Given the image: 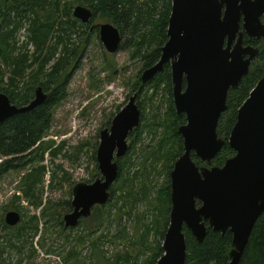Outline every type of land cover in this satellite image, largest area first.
I'll return each mask as SVG.
<instances>
[{
	"label": "water",
	"instance_id": "water-1",
	"mask_svg": "<svg viewBox=\"0 0 264 264\" xmlns=\"http://www.w3.org/2000/svg\"><path fill=\"white\" fill-rule=\"evenodd\" d=\"M72 16L83 25L93 19L91 9L76 6ZM264 0H172L167 41L159 61L142 72V85L152 81L170 65L173 104L186 123L179 126L183 154L170 173L169 225L163 238V256L156 264H185V227L198 243L207 226L222 236L232 234L229 264H239L257 220L264 215V78L237 111L228 145L234 156L222 167H198L192 160L210 165L225 146L217 136L227 96L248 75L259 49L243 46V38L264 41ZM98 39L105 51H119L122 37L111 24L99 26ZM226 41V48H223ZM185 82V89L183 85ZM137 95L100 133L96 161L100 178L79 183L72 190L71 211L63 217L65 229H74L91 216L95 207L106 205L111 186L119 174L117 159L128 151L127 137L140 123ZM46 100L42 87L34 99L18 108L0 93V123L31 112ZM21 216L7 212L4 223L18 226ZM207 224V226H206Z\"/></svg>",
	"mask_w": 264,
	"mask_h": 264
},
{
	"label": "trees",
	"instance_id": "trees-1",
	"mask_svg": "<svg viewBox=\"0 0 264 264\" xmlns=\"http://www.w3.org/2000/svg\"><path fill=\"white\" fill-rule=\"evenodd\" d=\"M76 2L91 9L93 19L97 18L111 23L120 31L122 37L125 29L132 31V35H134L132 58H140L143 64L142 71L151 68L160 59L161 48L167 41L166 33L172 0H148L151 6L149 5L150 8L147 9V13L145 12V18L141 16L143 11L141 10L142 7L137 5L138 0H0V93L7 95L10 102L18 108L27 106L34 99V92L37 87H42L47 94L45 102L31 112L18 114L0 124V158H2L0 179L8 172L25 170L38 161L41 164L46 153L53 155L55 153L53 143L44 142L43 139L50 131L54 110L65 98V85L69 73L66 68L76 64L80 52L88 45V40L93 35L97 36L98 33V28H93L91 31L89 25H83L73 18L72 11ZM26 24H28L26 29L28 32L27 40L34 47L31 56L25 52L15 54V36ZM143 25H149L150 29L144 31ZM10 28L11 30H9ZM82 36L83 39L81 40ZM73 37H79L80 41L73 40ZM156 40L158 42L154 48L151 46L148 51L143 50L147 41V45L150 46ZM251 42L247 41L246 44L249 45ZM254 43L256 44V42ZM59 47H62L61 57L48 69V73L44 74L48 63L52 60L49 58L55 55ZM258 47L259 54L251 64L248 75L242 79L236 89L230 90L227 96V110L222 115L217 129L218 138L225 141L226 144L210 165L202 163L192 155V160L198 167H222L228 159L234 156V151L228 145V138L236 122L237 111L256 84L264 78V46L259 44ZM124 48L121 45L119 50L123 51ZM42 55L43 57L47 56L44 62L32 63L33 61H30L33 58L38 60ZM70 58L73 59V63H69L67 66L66 62ZM107 69L110 72L115 70L111 63L107 65ZM133 85L132 92L137 95V99L143 90L151 89L152 94L149 98L151 101L162 86L167 87V93L171 95L170 66L165 65L163 72L145 85L141 84L140 75H137V80ZM138 106L140 107L139 103ZM167 116L168 120H164L160 124L162 133L167 137L164 135V138L160 137V139H166V142L171 140L173 143L165 146L166 142H164L159 148L165 146L164 150L171 158L172 163L183 153V140L178 134L177 128L186 120L183 115L175 114L172 101H170ZM110 124L109 121L107 127ZM62 148L63 144L58 146L57 150ZM145 161L146 156L139 163V166L142 167ZM133 165V162H128L124 170L127 174L122 175L120 171L123 169V165L121 162L118 163L120 179L110 191L111 198L115 194L118 195L121 190H125L123 197H127L126 202L135 201L137 204L142 202L141 196L146 198L145 186L135 191V182L137 180L142 181L143 172H136L130 176L129 167ZM170 167L167 168L166 184L158 192L157 201L159 203L155 202L156 207L152 206L151 212L152 216L154 212H157V218H153L155 222L159 221L160 224L155 223V227L154 224L152 226L155 233L160 232L161 241L169 225L168 215L171 209L169 170L173 167ZM45 173L46 167L38 165L37 168H33L24 176L20 185L24 199L36 209L41 206V201L36 194L43 189ZM124 176L127 177L124 178ZM144 201L153 205L149 199ZM126 202L123 203L124 206L122 204V207L118 209L119 212L125 208ZM66 205L70 207L69 202ZM100 208L95 207L92 210L95 228L110 223V219H106L104 210ZM130 209L132 210V206ZM39 222L40 220L35 216L27 218L22 213L21 222L18 226L10 228L5 224L2 225L0 264H38L35 262L37 249L34 248L32 242L38 236ZM54 225L59 228L61 226L59 220H54ZM150 228L151 225L144 227L141 238L138 239L140 245L136 255L131 256L128 253L120 255L115 258L114 264H156L163 256V249L159 243L152 247L148 246ZM57 234L61 236L65 233L64 230H61ZM183 234L186 243L185 264H229V252L232 250V234L229 231L222 236L207 226L206 238L202 243H198L185 227ZM70 235V233L64 235L66 242L73 241L74 244L80 246L85 243V240L91 239L92 234L87 233L82 237L76 236L75 238ZM39 245L44 248V245ZM92 247L94 255L97 249L96 243ZM48 251L47 255L60 256L59 253H52L49 249ZM77 256H79L77 249L73 247L66 254V261ZM239 264H264V215L255 223Z\"/></svg>",
	"mask_w": 264,
	"mask_h": 264
},
{
	"label": "rangeland",
	"instance_id": "rangeland-1",
	"mask_svg": "<svg viewBox=\"0 0 264 264\" xmlns=\"http://www.w3.org/2000/svg\"><path fill=\"white\" fill-rule=\"evenodd\" d=\"M137 5L142 7L141 16L145 18V12L147 13V9L151 6L148 0H138ZM76 6H83V4L76 2L73 7ZM92 20L89 25L91 31L93 28L99 29L100 25L109 23L97 18ZM145 26L143 25L144 31L150 29L149 25ZM27 27L28 24L19 30L15 36V54L17 55L25 52L31 56L34 52V47L27 40ZM73 40L80 41L79 37H73ZM148 41L144 44L146 46L143 48L144 51H148L151 46L154 48L158 42L156 40L148 46ZM133 43L132 31L125 29L121 43L125 47L124 50H119L111 55L105 51L100 43L98 34L97 36L93 35L88 40L85 49L80 52L76 64L68 66L69 63H73L72 58L66 62L68 66L66 69L69 73L65 85V98L54 110L50 131L43 139L44 142L53 143L54 155L46 153L41 164L38 161L25 170L8 172L0 179V235L3 232L2 225L5 224L4 217L7 212L13 211L20 216L23 213L27 218L33 216L38 218L40 220L38 236L32 242L34 248L37 249L35 262L38 264H114L115 258L120 255L125 253L131 256L136 255L140 245L138 239L141 238L144 227L148 225H151L148 246L152 247L158 243L162 246L163 244V240H160V232L155 233L152 226L154 224L155 227V223L160 224L159 221H154V218H157V212H154L153 216L151 212L152 206L156 207L155 202L159 203L157 201L158 192L166 184L167 168L173 167L179 159L171 163V158L164 148L166 145L172 144L173 141L168 140L166 142V139H160V137L164 138L165 135L162 133L160 124L164 120H168L170 101L173 102L172 83L171 95L167 93V87L163 86L151 101L149 100L152 94L151 89H145L139 94L136 100L137 106L138 103L140 105L138 109L141 112L139 126L127 137L128 151L125 156L116 160L117 163L121 162L123 165V169L120 171L122 175L127 174L124 170L130 161L134 164L129 167L130 176L136 172H143L142 181L137 180L135 182V191L145 186L146 198L141 196L142 202L137 204L135 201L126 202L127 197H123L125 190H121L118 195L115 194L113 198H110L103 208H100L104 210L106 219H110L109 224L95 228L94 213H92L88 219H83V222L81 221L74 229L65 230L63 226V217L71 211L73 188L79 183L91 184L100 178L96 161L100 133L110 128V126L107 127L108 122H111L127 105L129 98L134 95L132 90L137 75L141 76L143 72V64L140 58H132ZM61 53L62 47H59L55 55L49 58L52 60L48 63L44 74L48 73V69L61 57ZM46 57L42 55L38 60L33 58L30 61H33L32 63L44 62ZM109 63L115 68L112 72L107 69ZM174 111L176 114L175 107ZM184 124H179L177 130L179 126ZM165 137L167 136L165 135ZM164 142H166L165 146L160 149V145ZM61 144H63V148L57 150ZM145 156L146 161L141 167L139 163ZM1 161L2 158H0V163ZM38 165L45 166L46 173L43 179V189L36 194L41 201V206L36 209L24 199L20 185L24 176L33 168H37ZM171 171L172 169L169 170V173ZM126 177L124 176V178ZM119 179L120 176L110 190L113 189ZM145 199L152 201L153 205H149L144 201ZM68 202L70 207L66 205ZM124 202H126L125 208L119 212L118 209L122 207ZM131 206L132 210L130 209ZM53 218L59 220L60 228L54 225ZM61 230H64L65 234L70 233V236L74 238L76 236L82 237L87 233L92 235L91 239L85 240L83 245L78 246L73 241L67 243L65 234L61 236L57 234ZM95 243L97 249L93 255L92 245L95 246ZM39 244L44 245V248H41ZM73 247L77 249L79 256L69 258L66 261V254ZM48 249L52 253H59L60 256L47 255Z\"/></svg>",
	"mask_w": 264,
	"mask_h": 264
},
{
	"label": "flooded vegetation",
	"instance_id": "flooded-vegetation-1",
	"mask_svg": "<svg viewBox=\"0 0 264 264\" xmlns=\"http://www.w3.org/2000/svg\"><path fill=\"white\" fill-rule=\"evenodd\" d=\"M261 22H262V24H264V16L261 18ZM91 23H89L88 25H90ZM109 24V23H108ZM112 25V24H111ZM9 30H11V28L9 29ZM98 31H99V29H98ZM97 31V32H98ZM98 34V33H97ZM121 34V33H120ZM121 37H122V35H121ZM122 40H123V37H122ZM247 41H252L251 42V44H249V45H247L246 43H247ZM254 42H256V44L254 43ZM122 43V42H121ZM259 44H262L263 46H264V41L263 40H257V39H250V38H248L247 36H244V38H243V46L244 47H247V46H251V47H253V48H257V49H259ZM226 46H227V44H226V41H224V44H223V48L225 49L226 48ZM170 66V65H169ZM185 87H186V85H185V82H184V85H183V90L185 89ZM38 88V87H37ZM42 91H43V93L44 94H46L45 92H44V90H43V88H42ZM4 94V93H3ZM7 96V95H6ZM8 97V96H7ZM46 99H47V94H46ZM10 100V99H9ZM11 103V102H10ZM12 104V103H11ZM13 105V104H12ZM11 119V118H10ZM9 120V119H8ZM1 124V123H0ZM88 219V218H87ZM83 220V219H82ZM82 220H80V222L82 221ZM80 222H79V224H80ZM78 224V225H79ZM65 229V228H64ZM65 230H67V229H65Z\"/></svg>",
	"mask_w": 264,
	"mask_h": 264
}]
</instances>
